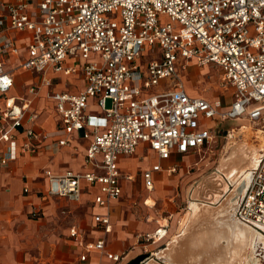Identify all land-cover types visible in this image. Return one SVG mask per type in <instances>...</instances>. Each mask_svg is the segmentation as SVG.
Segmentation results:
<instances>
[{
    "label": "built area",
    "instance_id": "2783aa9c",
    "mask_svg": "<svg viewBox=\"0 0 264 264\" xmlns=\"http://www.w3.org/2000/svg\"><path fill=\"white\" fill-rule=\"evenodd\" d=\"M0 13L5 14L0 31L30 33L24 70L42 75L47 70L79 72L85 83L77 93L51 96L64 129L88 141L85 165L99 172L45 171L51 196L79 201L85 181L99 187L95 202L108 205L122 194L119 157L133 154L140 143L148 144L162 160L172 152L199 150L215 135L212 128L200 127L201 120L245 118L264 133V0H0ZM148 52L153 58L142 64L139 60ZM0 53L16 55L18 47L3 38ZM67 57L83 63L79 69L66 66ZM191 60L200 67L221 68L220 86L233 90L229 109L222 111L220 101L186 93L179 69L185 70ZM51 83L44 76L27 93L34 97ZM13 85L12 74L0 60V95L5 97L0 106V165L16 160L18 151H36L32 98H7ZM89 100L95 110H87ZM17 130L24 133L20 146ZM159 170L157 164L143 172L146 189H152V173ZM169 170L175 171L176 164ZM235 216L264 230V148ZM94 220L104 233L110 232L108 216L96 215ZM156 223L152 233L139 237L140 244L167 237V220ZM78 235L76 229L70 231L72 238ZM104 247L103 239L85 246L87 251ZM111 258L116 263L124 254Z\"/></svg>",
    "mask_w": 264,
    "mask_h": 264
},
{
    "label": "crops",
    "instance_id": "0c3cea01",
    "mask_svg": "<svg viewBox=\"0 0 264 264\" xmlns=\"http://www.w3.org/2000/svg\"><path fill=\"white\" fill-rule=\"evenodd\" d=\"M4 16L5 14L2 16L0 13V17ZM3 38L12 39L18 47L16 55L0 53L4 69L11 73L14 79L13 87L5 96L7 98H32L31 110L37 113V119L32 125L36 133V139L32 144L36 151L27 153L18 151L16 160L0 165V264H127L128 261L130 262L143 253L152 254V249L148 247L155 243L140 244L138 240L140 236L148 235L157 228L158 218H151L150 214L146 219L143 217H146L148 214L146 212L155 205L158 189H163V185L170 181L167 176L176 173L178 169L182 170V159L193 151L186 154L172 152L168 159L162 160L149 148L148 144L140 143L133 154L119 157V181L122 194L108 205L102 206L95 202V197L100 193L99 187L97 184L92 185L85 181H81L79 201L49 195L45 171L52 173L67 170L79 173L99 172L96 167L85 165L84 158L88 141L83 139L78 132L64 129L56 111V101L51 96L53 93L60 92L77 93L84 88L85 83L79 72L63 75L47 70L42 75L24 70L21 64L29 56L27 44L30 40V33L4 28L0 31V40ZM152 58L153 56L149 57L145 54L139 61L143 64ZM82 63L81 59L77 60L73 57H67L65 61L66 66L78 69ZM209 65L221 70L213 64L200 67L191 60L185 70L179 69L182 85L186 93L192 97H200L210 102L220 101L221 110L225 111L229 109L232 101L226 105L220 94L213 95L212 93L211 97H207L193 91L186 84V78L195 77L197 73L193 72V75L189 76V68L201 69ZM24 75L27 76L24 77ZM20 76L23 78L21 81L18 79ZM44 76L52 81L51 85L42 86L34 97L28 95L27 89L31 85L38 84ZM202 76L204 77L203 73ZM222 77L221 70L220 81ZM18 85L20 91L16 89ZM218 89L229 91L232 88L219 86L215 90L218 91ZM4 98L0 95L1 107L5 104ZM88 103L87 110H95L92 100ZM219 121L222 120H201L200 127L212 125L214 130L215 124ZM15 133L17 144L20 146L24 141V133L21 130ZM60 140H65L66 143L61 145ZM137 158H145V163L137 164L132 170L127 169L124 162L129 159L137 160ZM157 164L160 165V170L152 173L153 187L148 190L142 174ZM173 164H176V170L170 171L169 168ZM138 174L139 179H136ZM138 186L143 191L141 194L143 205L141 204V208H135L133 212V208L120 198L123 197L125 191H132ZM151 200L152 203L149 204ZM205 210L206 208L201 205L194 214L192 213L193 215L187 213L182 220L180 218L182 216H179L181 212L177 210H167L164 216L160 215V219L167 220L169 225L168 235L162 241L167 242L171 239V232L176 233L178 229L183 230L182 235L187 234L189 221L195 223ZM36 211L39 212V216L33 215ZM96 215L109 217L110 232L104 233L96 224L94 220ZM174 216H176L175 227L171 230ZM73 229L79 233L76 239L70 236V231ZM99 239L105 242L104 250L87 251L86 244L95 243ZM169 248L170 244L167 250ZM114 254H124V258L115 263L111 258ZM82 255L86 256L83 261L80 260Z\"/></svg>",
    "mask_w": 264,
    "mask_h": 264
},
{
    "label": "rangeland",
    "instance_id": "374dc122",
    "mask_svg": "<svg viewBox=\"0 0 264 264\" xmlns=\"http://www.w3.org/2000/svg\"><path fill=\"white\" fill-rule=\"evenodd\" d=\"M177 30L174 28L175 32ZM146 55L153 56L151 52ZM207 68H189V76L193 72H200L201 75L196 73L195 77L186 78L187 86L207 97H211L212 93L220 94L227 105L233 99L232 89L215 90L220 86L221 70L211 65ZM18 79L21 81L23 78L20 76ZM16 89L20 91V86ZM242 125L250 129H240ZM208 128H212V125H208ZM214 128L213 140L185 156L181 163L182 170L178 169L176 173L167 176L170 181L163 185V189H158L155 205L150 207L143 218L146 219L150 214L151 218L160 219V215L164 216L167 210H177L181 212L179 216H182V220L185 214H194L201 205L206 210L195 223L189 221L187 234L182 235L183 230L178 229L176 233L171 232V239L167 242L164 240L150 244L148 248L152 249L153 255L147 253L148 257L139 264H264V233L242 226L234 215V207L243 191L247 175L264 148L261 140L264 133L245 118L225 119L217 122ZM237 154L241 159L232 167H235V172L226 170L228 160ZM142 163H145V158L124 162L129 170ZM136 179H139V174ZM217 183H221V186H216ZM211 192L218 194L217 203L207 205L208 199L205 197ZM141 194L143 191L138 186L132 191H125L120 199L125 200L134 212L135 208L143 205ZM175 217H172L171 230L175 227Z\"/></svg>",
    "mask_w": 264,
    "mask_h": 264
},
{
    "label": "bare ground",
    "instance_id": "6f19581e",
    "mask_svg": "<svg viewBox=\"0 0 264 264\" xmlns=\"http://www.w3.org/2000/svg\"><path fill=\"white\" fill-rule=\"evenodd\" d=\"M240 129H250V128H248L247 126H244V125H242L241 126V128ZM261 140H262V142H263V145H264V135L263 136H261ZM262 145V146H263ZM237 146V145H236ZM244 149V148H243ZM239 152V151H238ZM253 153V152H252ZM245 156V155H244ZM240 156L237 154L236 156H234V157H231L228 161H229V164L226 166V170H228V169H230L232 172H235V167L234 168H232L233 167V165H235L236 163H239V161H240V159H241V157L239 158ZM253 158V157H252ZM227 162V161H226ZM225 162V163H226ZM252 162V161H251ZM256 163V162H255ZM227 164V163H226ZM222 165V164H221ZM224 166H221V168H223ZM222 174V173H221ZM226 174V173H225ZM234 174V173H233ZM237 174V173H236ZM240 174V173H239ZM219 175V174H218ZM232 176H234V175H232ZM229 177V176H228ZM249 177H250V172L248 173V175H247V181H246V183H245V186L247 185V183H248V181H249ZM231 179H232V177H230ZM218 179V178H217ZM211 181H213V180H211ZM216 181H218L219 182V180H216ZM216 186H221V183H217V185ZM245 186H244V188H245ZM244 188H243V190H244ZM244 191H242V193H243ZM241 193V194H242ZM217 195L218 194H213L212 192L211 193H209V195L207 196V197H205V198H207L208 200H207V205H212V204H214V203H217ZM216 197V198H215ZM204 203V202H203ZM236 218V217H235ZM236 220L238 221V223H240L242 226H247L248 228H250V229H254V228H252L251 226H249V225H247V224H245V223H243V222H241L240 220H238L237 218H236Z\"/></svg>",
    "mask_w": 264,
    "mask_h": 264
},
{
    "label": "water",
    "instance_id": "95a60500",
    "mask_svg": "<svg viewBox=\"0 0 264 264\" xmlns=\"http://www.w3.org/2000/svg\"><path fill=\"white\" fill-rule=\"evenodd\" d=\"M243 194V193H242ZM238 203V202H237ZM237 203L235 204V207H234V215H235V210H236V207H237ZM236 217V216H235ZM246 224V223H245ZM248 225V224H247ZM250 226V225H249ZM252 227V226H251ZM254 228V227H252ZM262 233H264V230H260V229H257V228H254ZM149 254L147 253H144V254H141L139 256H137L136 258H134L133 260H131L129 263L127 264H139L142 260H144L146 257H148Z\"/></svg>",
    "mask_w": 264,
    "mask_h": 264
},
{
    "label": "flooded vegetation",
    "instance_id": "af4514ba",
    "mask_svg": "<svg viewBox=\"0 0 264 264\" xmlns=\"http://www.w3.org/2000/svg\"><path fill=\"white\" fill-rule=\"evenodd\" d=\"M252 169H253V167L250 169V177H249V181H248V183H247V185L245 186V188H244V190L243 191H245V189L247 188V186H248V184H249V182H250V180H251V177H252ZM244 193V192H243ZM243 194H241L240 195V197H239V199H238V202H239V200L241 199V196H242Z\"/></svg>",
    "mask_w": 264,
    "mask_h": 264
}]
</instances>
